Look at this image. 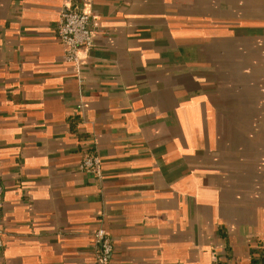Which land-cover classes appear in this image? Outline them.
I'll list each match as a JSON object with an SVG mask.
<instances>
[{
	"label": "crops",
	"instance_id": "0c3cea01",
	"mask_svg": "<svg viewBox=\"0 0 264 264\" xmlns=\"http://www.w3.org/2000/svg\"><path fill=\"white\" fill-rule=\"evenodd\" d=\"M0 176V264H264V0H0Z\"/></svg>",
	"mask_w": 264,
	"mask_h": 264
},
{
	"label": "built area",
	"instance_id": "2783aa9c",
	"mask_svg": "<svg viewBox=\"0 0 264 264\" xmlns=\"http://www.w3.org/2000/svg\"><path fill=\"white\" fill-rule=\"evenodd\" d=\"M58 35L64 48L66 61L75 65L79 80H82L83 57L90 53L95 40L92 16L70 3L65 4L59 14ZM101 164V159L97 155L87 152L80 164V171L101 179ZM3 193L4 188L0 176V237L3 235ZM94 244L97 253V264H110L113 254L111 235L104 228H99L94 234ZM210 264L222 263L214 259Z\"/></svg>",
	"mask_w": 264,
	"mask_h": 264
},
{
	"label": "water",
	"instance_id": "95a60500",
	"mask_svg": "<svg viewBox=\"0 0 264 264\" xmlns=\"http://www.w3.org/2000/svg\"><path fill=\"white\" fill-rule=\"evenodd\" d=\"M94 42H95V40H94ZM94 46V45H93ZM64 57H65V55H64ZM71 65H73V64H71ZM73 67H75V65H73ZM76 69V68H75ZM78 73V72H77ZM78 77H79V74H78Z\"/></svg>",
	"mask_w": 264,
	"mask_h": 264
}]
</instances>
